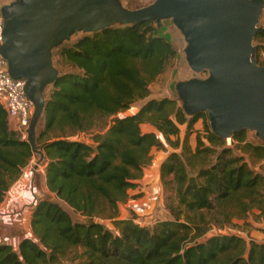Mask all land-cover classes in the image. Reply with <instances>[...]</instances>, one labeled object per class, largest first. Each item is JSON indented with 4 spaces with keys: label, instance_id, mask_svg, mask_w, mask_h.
Wrapping results in <instances>:
<instances>
[{
    "label": "trees",
    "instance_id": "obj_1",
    "mask_svg": "<svg viewBox=\"0 0 264 264\" xmlns=\"http://www.w3.org/2000/svg\"><path fill=\"white\" fill-rule=\"evenodd\" d=\"M158 27L149 21L116 24L53 48L59 77L45 90L36 125L47 192L30 213L34 239L22 237L16 249L0 242V264H59L74 247L82 248L84 264H264V241H247L235 233L203 238L207 227L188 216L181 219V208L209 211L233 203L239 219L253 211L264 221V144L248 141L242 130L230 137L241 152L233 154L225 139L210 131L204 112L188 117L174 98L147 99L149 84L176 56ZM256 37H264V31ZM256 59L264 65L258 48ZM60 61L78 72L60 71ZM144 99L135 112L118 115ZM98 115L111 122L92 135L93 145L75 139L92 130ZM200 118L204 137L194 129ZM142 124L151 125L174 149L160 162L159 177L173 184L177 205L168 207L172 219L151 227L133 215L117 214L152 150L163 146L155 132H142ZM32 157L29 143L9 126L0 103V202ZM67 209L83 220L74 221ZM100 215L112 219L114 231L95 221Z\"/></svg>",
    "mask_w": 264,
    "mask_h": 264
},
{
    "label": "water",
    "instance_id": "obj_2",
    "mask_svg": "<svg viewBox=\"0 0 264 264\" xmlns=\"http://www.w3.org/2000/svg\"><path fill=\"white\" fill-rule=\"evenodd\" d=\"M264 0H153L136 9L122 0H4L0 3V55L33 110L26 141L33 169L45 160L36 143V125L45 90L59 77L52 50L72 35L169 19L184 40L189 69L204 77L178 79L175 100L185 116L204 112L210 131L221 139L246 130L264 144V65L256 59L253 39L264 27L259 18ZM36 183H38V175Z\"/></svg>",
    "mask_w": 264,
    "mask_h": 264
},
{
    "label": "rangeland",
    "instance_id": "obj_3",
    "mask_svg": "<svg viewBox=\"0 0 264 264\" xmlns=\"http://www.w3.org/2000/svg\"><path fill=\"white\" fill-rule=\"evenodd\" d=\"M123 5L130 9H136L139 7H143L153 0H122ZM259 26L264 27V8L261 11V15L258 22ZM81 33L72 35L67 42H64V45L71 44L74 42ZM158 34L165 39H167L172 47L176 51V56L172 59L165 72L155 78L149 84V98L159 99L162 97H169L175 99V94L173 91V84L178 79H187L192 76L204 77L206 73L195 74L193 73L186 64L183 54L184 40L179 30L176 29L169 19L162 20L160 26L158 27ZM253 45H256V50H259V61H264V37H256L253 39ZM59 70L62 72H78L75 68L71 67L69 64L65 62H61L59 64ZM137 100L134 102L133 106L124 112H120L118 115H128L135 112L139 106L145 101ZM203 118L199 119V122L194 126V129L198 131L201 136L204 137ZM110 117H102L99 115L96 118L95 124L92 130L86 134V137L90 140L92 135L97 132H104L107 126L110 124ZM151 126V125H150ZM40 127H36V133L39 131ZM185 130V126H180V137H183ZM82 135V134H80ZM79 135V136H80ZM26 135H24V138ZM79 138V137H78ZM77 139V138H75ZM246 139L248 141H255L254 134L250 131L246 133ZM161 141L163 142V146L159 149H153L151 152V158H157L158 161L164 159V157L171 151H173V147L165 142L161 137ZM189 142L191 147L195 146V133H193ZM205 143H207L205 141ZM236 142H232L230 138L225 139V146L232 149L233 154L239 155L241 154L240 150L237 147H234ZM176 150V149H175ZM179 151V149L177 150ZM244 157L248 160L247 155ZM37 157H32L31 161L28 163V167L32 166ZM251 166H254L256 170H258V163L251 162L248 160ZM44 161L40 162L39 174L42 179L43 170H44ZM148 165V164H147ZM150 171V170H149ZM154 175L153 178L146 182L144 179V183L136 182L135 188H130L128 190V198L118 205V216L119 218H125L129 216H134L136 221L145 222L146 226L151 227L154 222L159 220H168L172 219V215L168 207L177 205V200L175 198V193L173 189V184L166 180L165 183H162L159 177V168H155L153 170ZM38 178V180L40 179ZM140 179V178H139ZM138 180V179H137ZM39 182V181H38ZM137 188H143L144 191L140 192L141 194H137ZM47 192V191H46ZM38 193V192H37ZM136 193V194H134ZM41 195L45 194L44 187L42 186ZM69 214L71 215L74 221L83 220L79 215L72 213L69 209H67ZM182 214L181 219L186 221L187 216L189 217V221L192 220L201 227H207V231L204 234L203 238H207L213 234L217 233H225L232 234L235 233L247 241L249 239H254L258 241L264 240V236L260 235V233H264V221L261 218H257L256 212H249L244 218L236 217L237 209L233 203H223L212 210H202L197 212H188L185 209L181 208ZM108 212H106V215ZM95 221H98L104 224L107 228L114 231L113 221L109 217L106 216H98L94 218ZM24 232L25 235L29 238L34 239L33 235L30 233ZM6 243V242H5ZM16 249L17 246H12ZM85 258L83 255L82 248H70L67 252L60 257L59 264H84Z\"/></svg>",
    "mask_w": 264,
    "mask_h": 264
},
{
    "label": "crops",
    "instance_id": "obj_4",
    "mask_svg": "<svg viewBox=\"0 0 264 264\" xmlns=\"http://www.w3.org/2000/svg\"><path fill=\"white\" fill-rule=\"evenodd\" d=\"M198 122L199 120L196 124ZM9 126L12 127L11 122H9ZM141 130L142 132H155L161 139V135L157 133L149 124H142ZM79 139L93 145V142L86 137V134L80 135ZM33 165L28 167L27 164L24 168H22L20 177L9 187L3 200L0 202V242H6L11 246H17L22 237H27L24 232L29 233V231H31V210L36 199L40 196L42 186L44 187V192L47 191L44 170L41 179L38 169L40 164L35 168V170L33 169ZM154 169L155 167H151L149 164L145 165L142 169V177L135 182L141 181L144 183V179H146V182L152 179ZM37 175L38 178L40 177L38 183H36L35 177ZM138 191L142 192L144 190L143 188H137L136 193H139ZM30 233L32 234V232ZM260 235L264 236V233H260ZM255 241L263 242L264 240Z\"/></svg>",
    "mask_w": 264,
    "mask_h": 264
},
{
    "label": "built area",
    "instance_id": "obj_5",
    "mask_svg": "<svg viewBox=\"0 0 264 264\" xmlns=\"http://www.w3.org/2000/svg\"><path fill=\"white\" fill-rule=\"evenodd\" d=\"M2 1L4 0H0V3ZM2 26L0 14V43L2 40ZM23 85V80L13 79L9 76L6 61L0 55V103L5 109L7 119L11 122L12 128L22 137L26 135V129L33 110L32 104L23 90ZM78 137L77 139H79ZM161 161H158L157 158H151L149 166L159 168ZM136 222L146 226L143 221Z\"/></svg>",
    "mask_w": 264,
    "mask_h": 264
}]
</instances>
